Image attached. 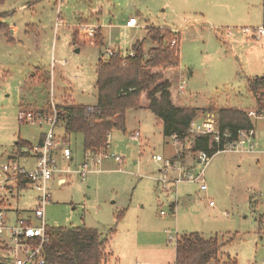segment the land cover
I'll list each match as a JSON object with an SVG mask.
<instances>
[{
  "label": "rangeland",
  "instance_id": "rangeland-1",
  "mask_svg": "<svg viewBox=\"0 0 264 264\" xmlns=\"http://www.w3.org/2000/svg\"><path fill=\"white\" fill-rule=\"evenodd\" d=\"M262 4L0 0V209L12 219L19 211V217L40 223L33 211L35 185L19 189L1 169L22 158H12L15 152L31 148L18 142L37 147L51 125L20 121L19 112L50 116L62 103L96 105V64L111 53L128 54L137 41L144 40L146 52L157 46L147 38V28L169 29L176 40L171 44L180 51V65L168 72L175 105L254 110L248 79L264 77V36L256 33L263 26ZM131 16L138 25L125 27ZM252 120L253 152L214 154L205 168L206 191L200 189L201 182L170 181L177 170H169L166 185L158 181L166 160L191 166L196 155L191 140L179 144L164 136L161 122L147 108L127 110L125 129H113L104 155L93 158L85 154L82 133L67 135L56 124L54 133L71 149L72 160L57 155L58 168L70 172L61 173L64 183L59 176L48 182L51 202L45 207V222L106 234L114 229L108 236L107 264H173L177 239L194 232L222 245L208 264H264V116ZM137 131L140 135L133 138ZM156 155L164 160L157 161ZM84 163L88 172L82 176L78 170Z\"/></svg>",
  "mask_w": 264,
  "mask_h": 264
},
{
  "label": "trees",
  "instance_id": "trees-1",
  "mask_svg": "<svg viewBox=\"0 0 264 264\" xmlns=\"http://www.w3.org/2000/svg\"><path fill=\"white\" fill-rule=\"evenodd\" d=\"M262 18L264 26V0ZM99 30L95 35L98 39L101 35ZM171 34L169 29L162 27L147 28V38L158 43L157 46L146 52L144 40H141L133 44V55L115 52L107 60L101 58L96 64V105H57V124L63 125L67 135L83 134L85 154L105 153L111 131L125 129L129 109H149L161 122L164 136L182 143L184 139L191 140V153L194 155L202 150L210 156L216 152L209 137L192 136L189 131L190 124L208 112L216 115L220 131L228 132L231 140L237 139L239 131L254 128L252 118L244 109L213 105L195 108L173 103L170 91L173 77L168 72L179 67L180 51L171 44ZM248 88L256 101L254 111L258 115L264 114V77L248 79ZM17 145L31 146L21 142ZM27 182L25 177H19L18 187L23 188ZM122 217L123 213L117 222ZM113 230L106 234L87 226L48 227V239L44 245L46 264H107L109 253L106 247ZM221 246L216 239H205L197 232L184 234L177 239L173 264H208L218 256Z\"/></svg>",
  "mask_w": 264,
  "mask_h": 264
},
{
  "label": "built area",
  "instance_id": "built-area-1",
  "mask_svg": "<svg viewBox=\"0 0 264 264\" xmlns=\"http://www.w3.org/2000/svg\"><path fill=\"white\" fill-rule=\"evenodd\" d=\"M126 25L132 27L137 26V19L135 17H130ZM89 31L90 34L93 35L94 29L91 28ZM246 32L251 31L246 29ZM256 33L258 37H263L264 26L258 28ZM175 43L176 40H173L172 44ZM130 53L133 55V52ZM112 55L113 53H111V56ZM180 88L185 89L183 84ZM247 114L250 118L264 116V114L258 115L254 110L248 111ZM18 117L19 120L23 122L35 123L37 121H45L51 125L42 144L35 151L36 164L32 169L21 166L17 160H11L13 162L4 164L1 169L2 174L7 177V181L11 180L18 184L19 177H25L28 180L26 185L30 183L35 185L38 190V196L36 198L37 205L33 211L34 216L40 220V223L35 225L31 220L26 218H18L11 221L7 210L0 209V264H46L44 245L48 239L47 229L49 226L45 222L44 215L46 205L51 202V192L48 182L60 171L57 165V155L62 154V157L69 161L72 159V151L68 145L62 143L54 133V127L57 124V110L55 106L50 116L41 112L33 113L31 111H21ZM189 131L192 136L209 137L211 144H214L216 147L215 154L225 151L252 152L254 148L255 128L248 131L241 130L239 131L237 139L231 140V135L228 132L220 131L217 117L212 112H208L202 118L194 120L190 124ZM139 135L140 133L137 131L133 138ZM172 140L176 143H181L175 138H172ZM27 150L29 153H32L34 148H29ZM103 155L104 154L101 156ZM94 156L95 155H91V158ZM211 157L212 156H210L208 152L204 150L199 151L196 154L195 163H192L191 166H184L182 161L180 166H177V160H166L164 167L161 169V175L158 181L166 185L168 183L169 170H177V176L170 181L175 183L185 180L201 182L200 189L206 191L205 168ZM154 158L157 161L164 160L161 155H156ZM115 159L119 162L121 161L119 156H115ZM100 160L101 157L97 159V162ZM78 171L79 174L85 176L88 172L87 163H84L82 169ZM60 172L69 173L70 170L66 168ZM10 185L7 187H10ZM209 204L212 205L213 202L210 201ZM162 214L164 213L162 212Z\"/></svg>",
  "mask_w": 264,
  "mask_h": 264
},
{
  "label": "crops",
  "instance_id": "crops-1",
  "mask_svg": "<svg viewBox=\"0 0 264 264\" xmlns=\"http://www.w3.org/2000/svg\"><path fill=\"white\" fill-rule=\"evenodd\" d=\"M131 17H134V16H131ZM262 17H263V4H262ZM126 22H127V20H126ZM126 22L124 23V25H125V27H129V28H131L132 26H127L126 25ZM210 105H212V104H210ZM43 139H44V137H42L41 138V140L39 141V144H38V146L37 147H34V146H29V147H31V148H34V150H33V152L32 153H29V152H24L25 154H23L22 155V158L21 159H18V162L19 161H21V163H20V165L21 166H23V167H25V168H27V169H32L34 166H35V164H36V155H35V151L37 150V148L42 144V142H43ZM253 152V151H252ZM21 152L18 150L17 152H15V154L14 155H11V157L12 158H14L13 156H16V155H18V154H20ZM103 153H101V154H95V157L96 156H101ZM72 160V159H71ZM87 161V160H86ZM97 162V161H96ZM95 162V163H96ZM60 169V168H59ZM62 169H60V171H61ZM59 171V173H56L55 174V176H59V183H64V182H66V178L65 177H63L62 176V174H61V172ZM17 186H18V184H16ZM28 187V185H25L23 188H27ZM19 188V187H18ZM12 189H13V187H12ZM20 189V188H19ZM37 196H38V194H37ZM37 196H36V198H37ZM175 207V205L173 204L172 205V209H175L174 208ZM17 213H18V215H19V211H17ZM17 215V218H15V219H18V218H23V217H19ZM261 217V216H260ZM10 219H11V221H14L15 219H12L11 217H10ZM175 254H176V247H175ZM117 258V257H116ZM119 259L117 258V261H118ZM175 262V261H174Z\"/></svg>",
  "mask_w": 264,
  "mask_h": 264
}]
</instances>
